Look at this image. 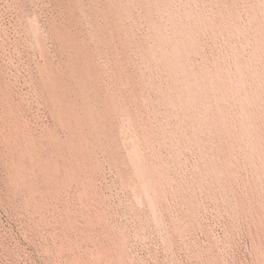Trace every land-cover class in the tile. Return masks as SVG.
<instances>
[{
	"label": "rangeland",
	"instance_id": "374dc122",
	"mask_svg": "<svg viewBox=\"0 0 264 264\" xmlns=\"http://www.w3.org/2000/svg\"><path fill=\"white\" fill-rule=\"evenodd\" d=\"M263 19L0 0V264H264Z\"/></svg>",
	"mask_w": 264,
	"mask_h": 264
},
{
	"label": "bare ground",
	"instance_id": "6f19581e",
	"mask_svg": "<svg viewBox=\"0 0 264 264\" xmlns=\"http://www.w3.org/2000/svg\"><path fill=\"white\" fill-rule=\"evenodd\" d=\"M257 9V8H256ZM260 11V10H259ZM262 12V11H261ZM260 14V13H259ZM264 20V19H263ZM261 70V69H260ZM237 85V84H236ZM261 91V90H260ZM132 141V140H131Z\"/></svg>",
	"mask_w": 264,
	"mask_h": 264
}]
</instances>
